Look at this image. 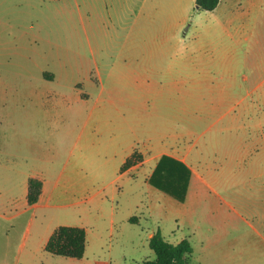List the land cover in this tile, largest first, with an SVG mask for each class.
I'll use <instances>...</instances> for the list:
<instances>
[{"label": "rangeland", "instance_id": "obj_1", "mask_svg": "<svg viewBox=\"0 0 264 264\" xmlns=\"http://www.w3.org/2000/svg\"><path fill=\"white\" fill-rule=\"evenodd\" d=\"M171 2L154 26L179 23L177 41L208 48L198 56L235 61L153 77L142 96L135 64L115 52L142 26L133 5L143 0H0V264H145L156 258L152 231L188 240V264H264V37L239 47L203 27L212 19L195 2L178 12ZM247 23L264 25V14ZM245 54L249 63L236 60ZM123 130L146 163L121 174L124 147L107 160L101 147L112 151ZM168 149L199 175L185 202L148 182L152 158ZM40 176L49 207L33 208L28 180ZM59 226L85 229L83 258L45 251Z\"/></svg>", "mask_w": 264, "mask_h": 264}, {"label": "crops", "instance_id": "obj_2", "mask_svg": "<svg viewBox=\"0 0 264 264\" xmlns=\"http://www.w3.org/2000/svg\"><path fill=\"white\" fill-rule=\"evenodd\" d=\"M171 1L172 12H178L180 11V9L181 11L184 10L187 0ZM189 2L196 3V0H189ZM169 5V0H156V3L155 0H143V4L139 8L136 4H134L133 11L136 13V18H138L139 16L140 19L143 20V24L141 27L136 29L134 33L131 32L128 40H125V43L120 51L115 52L117 58L125 59V61L128 60L131 64H135L134 68H132L129 73L131 74V77L133 79L140 81V86H142L140 88H143L141 91L142 96L147 95L148 91L151 90L150 84L145 83V81L152 80L153 77L165 78L167 76L174 75L175 73L183 77V73L186 71V69L188 70V76H191L192 73L200 74L202 72V63H205L206 65H216L218 62H220L227 65L232 64L235 61L234 57L215 59L212 57L198 56L200 52L208 53V48H204L200 45V43H185L181 39L177 41L175 37L177 36L179 23L173 27L163 26L161 28H158L154 26L153 22L155 21V19H157L158 17L166 19L168 17V14L171 13ZM209 14L210 18L212 19V23L203 27L208 31L223 32L224 34H226L228 39L234 41L238 46L243 42L249 41L259 44L260 38L264 37V25H260L258 23L257 25L250 26L247 23V18L249 16L259 17L264 14V0H220L217 8L209 12ZM232 29H234V31H232ZM241 48L242 51L248 52L246 49H244L243 46ZM236 60H241L242 63H249L250 61L249 56H247L246 54L243 57H238ZM185 65H188V67L186 68ZM231 69L232 68L228 69L227 66L225 68L226 71L230 70V72ZM101 92H104V88L101 89ZM179 94L183 97V102L181 105L179 104L178 109L179 111H184V95L186 94V91H184L183 93L179 92ZM136 95L137 94H135L134 96ZM126 107L127 105L124 102L117 106V110L119 112H125ZM129 108L130 109H128L127 111L136 113V101L132 105V107L130 105ZM101 129L102 131L104 130L103 128ZM133 132L134 131L125 133L124 130L122 133L118 132L116 138L112 142V144L115 145L114 147H112V151L111 148L104 145L103 147H101V155L104 156V158H106L107 160L117 153L116 151L118 147H124L123 151L116 155L117 157H119V162L121 163V165H123L135 150L132 142ZM174 135L176 139L174 145H176L177 143H180V138L178 133ZM120 138L122 139V141H119ZM166 151L167 150L163 151L160 156H154L152 158L157 162L154 168L148 174V179L151 177L159 159L163 155L183 162L190 169L192 173L190 183L194 178L199 176L192 168V164L189 160H187V157L183 158L176 149L174 151ZM144 163H146V161L142 164L140 163L132 167L124 173L138 170ZM64 174H66V171L62 174V176ZM40 178L43 180V191L38 203L32 206L33 208L40 206L49 207L48 200L50 199V193H48L47 191L49 190L47 185L48 182H46L43 176H40ZM58 182L59 180L57 181L55 189L60 192L61 190L58 189L60 188V184H58ZM68 186L72 187L71 185ZM129 221L133 223L139 222L136 216L129 218ZM154 234V231L150 232L148 235V240H150V238ZM49 235L50 233L47 236L48 238H46L47 241L50 238Z\"/></svg>", "mask_w": 264, "mask_h": 264}, {"label": "trees", "instance_id": "obj_3", "mask_svg": "<svg viewBox=\"0 0 264 264\" xmlns=\"http://www.w3.org/2000/svg\"><path fill=\"white\" fill-rule=\"evenodd\" d=\"M219 2L220 0H196V5L200 10L211 12L217 8ZM45 76L49 80H53L49 74ZM138 163L137 152H133L121 166V173L128 171ZM191 175L190 169L183 162L163 155L148 181L152 187L171 196L176 201L185 202ZM42 191L43 181L38 178H30L27 192L29 206L38 203ZM149 247L156 258L154 261L145 262V264H188L193 254V248L188 240L172 245L163 238L160 232L150 238ZM85 250L86 231L84 228L73 226L57 227L45 246V251L48 254L71 259L83 258Z\"/></svg>", "mask_w": 264, "mask_h": 264}]
</instances>
